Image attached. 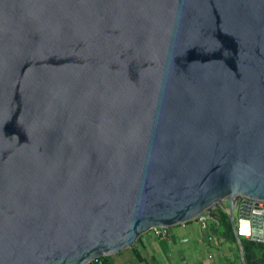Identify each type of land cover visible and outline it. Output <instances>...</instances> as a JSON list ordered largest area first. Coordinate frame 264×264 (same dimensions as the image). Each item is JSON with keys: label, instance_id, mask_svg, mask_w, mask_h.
Returning a JSON list of instances; mask_svg holds the SVG:
<instances>
[{"label": "water", "instance_id": "obj_1", "mask_svg": "<svg viewBox=\"0 0 264 264\" xmlns=\"http://www.w3.org/2000/svg\"><path fill=\"white\" fill-rule=\"evenodd\" d=\"M203 213L264 241V0H0V264Z\"/></svg>", "mask_w": 264, "mask_h": 264}, {"label": "crops", "instance_id": "obj_2", "mask_svg": "<svg viewBox=\"0 0 264 264\" xmlns=\"http://www.w3.org/2000/svg\"><path fill=\"white\" fill-rule=\"evenodd\" d=\"M169 237L143 234L136 245L91 264H262L264 241L238 236L231 224L220 223L212 238L195 221L168 228Z\"/></svg>", "mask_w": 264, "mask_h": 264}, {"label": "built area", "instance_id": "obj_3", "mask_svg": "<svg viewBox=\"0 0 264 264\" xmlns=\"http://www.w3.org/2000/svg\"><path fill=\"white\" fill-rule=\"evenodd\" d=\"M193 221L198 223L200 229L206 234H208L209 239L212 238L214 229H216L219 226L218 219L212 218L205 213L198 215ZM148 232H151L153 236L158 239H167L169 237L168 228L156 227L150 229ZM97 261L98 259H95L93 262H97ZM262 264H264V261Z\"/></svg>", "mask_w": 264, "mask_h": 264}, {"label": "trees", "instance_id": "obj_4", "mask_svg": "<svg viewBox=\"0 0 264 264\" xmlns=\"http://www.w3.org/2000/svg\"><path fill=\"white\" fill-rule=\"evenodd\" d=\"M218 220L220 221V223H224V224H227L228 225V223H229V221H228V218L226 217V215H221L219 218H218ZM101 258H103V257H101ZM100 259V258H99ZM98 259V260H99Z\"/></svg>", "mask_w": 264, "mask_h": 264}]
</instances>
